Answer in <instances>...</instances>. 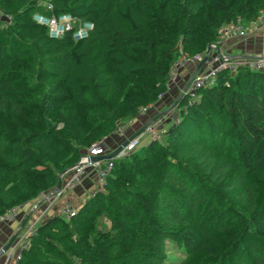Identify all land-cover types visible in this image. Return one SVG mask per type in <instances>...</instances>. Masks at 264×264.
<instances>
[{"label":"trees","instance_id":"1","mask_svg":"<svg viewBox=\"0 0 264 264\" xmlns=\"http://www.w3.org/2000/svg\"><path fill=\"white\" fill-rule=\"evenodd\" d=\"M40 0H0V214L53 191L117 123L167 91L181 53L264 0H51L94 29L53 39ZM175 100L163 141L114 160L70 219L36 227L17 264H264V71H222ZM173 244L184 257L172 259Z\"/></svg>","mask_w":264,"mask_h":264},{"label":"built area","instance_id":"2","mask_svg":"<svg viewBox=\"0 0 264 264\" xmlns=\"http://www.w3.org/2000/svg\"><path fill=\"white\" fill-rule=\"evenodd\" d=\"M39 4L45 8L46 13L40 11L34 13L33 20L37 24L47 27L49 35L53 39H61L67 33L72 32L73 39L75 41H80L87 38L94 29V25L91 22H80L71 14H56L51 0H40ZM0 19H3L5 23H10L12 21V15L3 14L0 9ZM263 30L264 12H262L256 20L249 23H246L241 16H238L235 20L223 25L217 31V41L209 45L212 50L210 55H207V50L201 54H180L169 71L166 92L171 91L172 87L179 83V72L181 68L187 64L198 65L201 62L203 63L200 69L195 73L188 87L182 92L190 95V103H195L197 101L198 97H196V95L200 89L213 87L217 82L218 74L222 71L235 74L241 67H247L254 71H264V53L258 55L254 59H234L227 51L220 48L221 44L226 43L229 39H244L249 35H257ZM206 56L207 58L205 59ZM163 96L164 94H161L158 96L156 102L140 107L138 116L145 115L156 109L157 103L162 100ZM131 122L132 120L118 122L114 135L124 137ZM168 131L169 127L163 116H160L148 123L145 129L137 136L130 139L127 145L120 150L115 157L102 158L91 162V157L105 155L104 139L94 142L75 165L68 168L60 175L63 181L62 187L54 197L50 198L52 205L57 200L63 199V203L58 209V214L67 220L75 214V207L72 202L65 199V197L69 192L78 189L90 172L94 173L98 179V189L103 190L107 177L114 168L115 159L129 157L143 145L142 140L146 137L148 139L146 143L150 141H162L168 134ZM53 191L40 192L37 200L46 199ZM26 204L27 203L5 210L0 214V223L15 222ZM35 232V225L28 227L4 253L3 264H17L21 259L22 251L30 247L29 240ZM17 250H20V252L17 253Z\"/></svg>","mask_w":264,"mask_h":264},{"label":"crops","instance_id":"3","mask_svg":"<svg viewBox=\"0 0 264 264\" xmlns=\"http://www.w3.org/2000/svg\"><path fill=\"white\" fill-rule=\"evenodd\" d=\"M220 48L225 50L230 55H245L249 57H256L257 55L264 53V30L257 35H249L247 38L239 39L232 38L226 43L221 44ZM199 64H187L181 68L179 72V83L171 91L166 92L164 98L159 101L156 105V109L150 111L149 113L138 116L136 119L132 120L131 124L127 128L124 138L112 135L105 138V155H110L123 143L126 138L141 131V129L148 123H150L156 116L163 114L165 118L168 119L172 117L171 122H166L167 126L177 120V111L172 110V106L176 98L180 95H174L175 90H180L185 87V84L190 80L191 76L194 75L200 68ZM198 68V69H197ZM173 98H175L173 100ZM171 108V110H170ZM120 138V139H119ZM98 190V183L94 173H89L88 176L83 181L79 189L69 192L65 199L72 201L77 206L81 205L91 194ZM63 199L57 200L55 203H51L48 200H37V198L28 202L22 209V212L18 219L13 223H0V251L1 249L10 241V239L17 234V238L30 226L35 225L37 227L39 224L43 223L50 217L59 215L58 209L62 205ZM16 238V239H17ZM16 241V240H15ZM20 250H17L19 253ZM4 255L0 256V264H3Z\"/></svg>","mask_w":264,"mask_h":264},{"label":"water","instance_id":"4","mask_svg":"<svg viewBox=\"0 0 264 264\" xmlns=\"http://www.w3.org/2000/svg\"><path fill=\"white\" fill-rule=\"evenodd\" d=\"M211 48L210 47H208V49H207V55H210V53H211ZM231 57L232 58H234V59H249V58H255V57H249V56H245V55H231ZM207 58V56L205 57V59ZM202 62L199 64V66H198V68H200L201 66H202ZM197 68V69H198ZM194 75H195V73H194ZM194 75H192L191 76V78H190V80L187 82V84L185 85V87H184V90L188 87V85L190 84V82L192 81V79L194 78ZM157 117H155L153 120H155ZM147 126V124L141 129V131L142 130H144L145 129V127ZM141 131H139L138 133H136V134H134V135H132L129 139H127V140H125L118 148H117V150L116 151H114L113 153H111L110 155H107V156H96V157H91L90 159H91V162H94V161H97V160H100V159H102V158H112V157H115L116 155H117V153L120 151V150H122L126 145H127V143L129 142V140L130 139H132V138H134L135 136H137ZM62 184H63V181H62V179L61 178H59V181H58V184H57V186H56V188L54 189V191L51 193V194H49L48 196H47V198L45 199V200H48V199H50V198H52V197H54L59 191H60V189H61V187H62ZM16 238H17V234H15L11 239H10V241L1 249V251H0V256H3L4 255V253L11 247V245L15 242V240H16Z\"/></svg>","mask_w":264,"mask_h":264},{"label":"rangeland","instance_id":"5","mask_svg":"<svg viewBox=\"0 0 264 264\" xmlns=\"http://www.w3.org/2000/svg\"><path fill=\"white\" fill-rule=\"evenodd\" d=\"M257 56H258V55H257ZM257 56H256V57H257ZM249 59H254V58H249ZM186 84H187V83H186ZM186 84H185V85H186ZM175 87H176V85H174V86L172 87V89L175 88ZM183 90H184V88L181 89L180 92H179V90H175V91H174V95L177 96V95H179L178 93L181 94V93L183 92ZM165 94H166V93H165ZM165 94H164V96H165ZM163 98H164V97H163ZM163 98H162V99H163ZM174 99H175V98H173V100H174ZM170 107H172V110H174V111L176 110V109L174 108V107H175V101H174V104H173L172 106H170ZM170 110H171V108H170ZM168 111H169V110H168ZM168 111H165V112L162 113L160 116H165V115H163V114H166ZM175 112H176V111H175ZM160 116H156V117L159 118ZM163 118H164L165 122H167V121H168V122H171V121H172V117H171V118L168 117V119L165 118V117H163ZM152 121H153V120H152ZM117 137H118V136H117ZM120 138L122 139V138H124V137H120ZM120 138H119V139H120ZM129 138H130V137H129ZM129 138H126L125 140H127V139H129ZM125 140H124V141H125ZM147 140H148L147 137L144 138V139L142 140V143H143V144L146 143ZM164 140H165V138L162 139V143H163ZM124 141H123V142H124ZM104 142H105V139H104ZM104 146H105V143H104ZM95 177H96V175H95ZM96 180H97V183H98V179H97V177H96ZM82 183H83V182H82ZM81 185H82V184H81ZM81 185H80V186H81ZM80 186H79V187H80ZM78 189H79V188H78ZM78 189H77V190H78ZM71 202H72V201H71ZM72 204H73V206L75 207V209H77V207L80 206V205L77 206V205H76L75 203H73V202H72ZM169 254L171 255V258H172V259H180V258L184 257L183 253H181L180 250L177 249V247H176L175 245H173V244H170V245H169Z\"/></svg>","mask_w":264,"mask_h":264}]
</instances>
